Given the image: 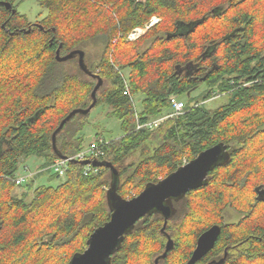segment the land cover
I'll use <instances>...</instances> for the list:
<instances>
[{
    "label": "trees",
    "instance_id": "1",
    "mask_svg": "<svg viewBox=\"0 0 264 264\" xmlns=\"http://www.w3.org/2000/svg\"><path fill=\"white\" fill-rule=\"evenodd\" d=\"M34 1L47 12L37 23L0 5V264H70L110 221L115 183L117 195L131 199L217 144L228 147L230 159L202 188L170 201L165 231L159 212L138 221L111 264H187L197 239L214 225L222 227L214 252L229 245V258L241 251V261L250 263L253 253L264 264V0ZM153 17L158 24L128 39ZM59 49L62 57L83 51L92 75L79 55L59 62ZM97 76L103 84L94 108L112 107L123 132L98 160L118 175L104 166L85 175L83 162L72 161L64 181L33 188L27 200L30 192L18 190L25 184L14 181L23 161L41 159L42 174L85 148L91 112L71 117L56 149L53 135L73 111L93 104ZM226 94L224 106H205ZM172 97L185 103L184 114L136 129L137 114L141 122L168 115ZM228 209L239 222L226 224ZM252 222L259 226L253 238ZM169 238L174 247L163 258Z\"/></svg>",
    "mask_w": 264,
    "mask_h": 264
},
{
    "label": "water",
    "instance_id": "2",
    "mask_svg": "<svg viewBox=\"0 0 264 264\" xmlns=\"http://www.w3.org/2000/svg\"><path fill=\"white\" fill-rule=\"evenodd\" d=\"M0 5L12 11L13 14L17 12V9H15L9 1L0 0ZM26 33L29 34L30 30ZM75 55H79L81 69L88 75H92L85 66V53L83 51H75L68 56L62 57L59 49L57 51V60L59 62H64L73 58ZM97 77L99 82L92 93L93 104L87 110L73 111L61 123L60 127L53 135L55 149L57 133L71 117L77 113H82L84 115L89 114L95 107L97 102V91L103 84V80L100 79L99 76ZM228 151V147L224 144H217L208 148L194 160L184 164L177 171L168 175L160 182L147 186L138 196L131 199L123 200L119 197L117 195V185L115 183L109 190V199L112 208L110 221L98 228L90 236L87 249L83 253L75 255L70 264H111L112 257L119 250L125 236L135 228L138 221L153 212H159L164 216L165 224L162 231H165L168 219L172 216L173 212L170 201L186 196L190 191L198 190L206 185L211 171L230 159ZM82 162L84 165L92 164L96 167L104 166L112 170L114 175H118V171L111 163H103L99 160H85ZM221 231V227L216 225L201 234L198 238L196 249L188 264H195L210 252L215 247ZM173 247L174 241L169 238L165 253L162 257L166 258ZM222 263L223 260L219 261L217 264ZM156 264H159V259L156 260Z\"/></svg>",
    "mask_w": 264,
    "mask_h": 264
},
{
    "label": "rangeland",
    "instance_id": "3",
    "mask_svg": "<svg viewBox=\"0 0 264 264\" xmlns=\"http://www.w3.org/2000/svg\"><path fill=\"white\" fill-rule=\"evenodd\" d=\"M9 1V0H4ZM14 4L18 6L17 10L26 15L29 18V21L37 23L42 18H44L47 14L45 10H43L40 5L34 0H13ZM147 30H145V33ZM144 33V34H145ZM142 34L140 37H142ZM139 37V38H140ZM137 38V39H139ZM133 40V41H137ZM131 41V40H130ZM205 86L200 87L193 93V97L198 96L200 92L205 90ZM138 101L140 102L143 99V96H138ZM230 99V95H215L213 99L206 101L205 106L210 110H216L217 108L224 106L228 103ZM140 107V105H138ZM112 107L108 105H99L98 107L94 108L90 114V122L84 129L83 135L85 136V148H88L89 145L98 137L103 136L106 140L111 141L117 139L122 136L123 132L121 129V122L116 119L115 117L110 116L109 114L112 112ZM172 113L170 110L169 115ZM43 162L41 159L31 157L26 159L22 162L19 172L17 176H25L28 172H31L33 175H37L36 179L33 181L31 186L19 187V191H28L30 195L28 196L27 200H31L32 190L35 187L46 185V186H57L64 178H53L55 174L53 171H44V173L39 174L41 172L40 166ZM39 174V175H38ZM226 219L229 222H233L240 218V215L234 212L231 209H228L226 212Z\"/></svg>",
    "mask_w": 264,
    "mask_h": 264
},
{
    "label": "built area",
    "instance_id": "4",
    "mask_svg": "<svg viewBox=\"0 0 264 264\" xmlns=\"http://www.w3.org/2000/svg\"><path fill=\"white\" fill-rule=\"evenodd\" d=\"M160 19L158 17H153L151 21L144 27V28H136L134 29L128 36V39L133 41L139 38L142 34L145 33V30H148L158 24ZM119 70V69H118ZM121 72V71H120ZM121 74H123L121 72ZM125 79V78H124ZM125 93L131 99L134 107L137 109L136 100L132 97L131 90L128 86V83L125 79ZM171 110L172 113L169 115L160 116L157 118L148 119L147 121L141 122L138 118L137 114V130L141 129H155L157 128L161 122L169 117L179 116L185 113V103L178 99L177 97L171 98ZM109 141L106 140L103 136L98 137L95 139L88 148H84L81 152L74 156H67L66 158H59L51 165L50 170L53 171L58 177L65 178L67 176L70 163L72 161H85V160H98V157L102 154V148L106 145ZM101 172L100 167H96L92 164L85 165L84 173L85 175L89 174H99ZM34 175L31 172H28L25 176H16L14 179L15 183L18 185L25 184L29 178L33 177Z\"/></svg>",
    "mask_w": 264,
    "mask_h": 264
},
{
    "label": "flooded vegetation",
    "instance_id": "5",
    "mask_svg": "<svg viewBox=\"0 0 264 264\" xmlns=\"http://www.w3.org/2000/svg\"><path fill=\"white\" fill-rule=\"evenodd\" d=\"M1 1H4V0H1ZM227 218V217H226ZM239 220H240V218L238 219L237 218V220H235V221H231V222H229V221H227V219H226V224H234V223H237V222H239ZM214 226H216V225H214ZM217 226H219V225H217ZM213 227V226H212ZM221 227V226H220ZM257 227H259L257 224H256V222H252L251 224H250V232H251V237L253 238V237H255L256 235H255V233H256V229H257ZM210 229V228H209ZM208 229V230H209ZM221 229H222V227H221ZM207 231V230H206ZM222 232V231H221ZM204 233V232H203ZM202 233V234H203ZM221 235V234H220ZM220 237V236H219ZM197 241H198V239H197ZM197 241H196V244H195V247H194V249L192 250V252H191V255H190V257H189V260L191 259V257H192V255H193V253H194V251H195V249H196V246H197ZM217 244V243H216ZM216 246V245H215ZM215 248V247H214ZM214 248L210 251V252H208L200 261H198V262H196L195 264H217L219 261H221V260H223V263L222 264H224L225 263V261H227V259H234L235 260V264H258L256 261H255V259L253 258L254 257V254L252 253L251 255H250V258H251V260H250V263H245V262H242L241 260H242V258L240 257V256H242V254L243 253H241V251L240 252H238V253H235L234 254V256L231 258H229V248H230V246L228 245L225 249H222V253L220 254V250H221V248H219L216 252H214ZM255 250H256V247L254 246V247H252V249H251V251H253V252H255ZM214 252V253H213ZM189 260H188V262H189ZM188 262H187V264H188Z\"/></svg>",
    "mask_w": 264,
    "mask_h": 264
},
{
    "label": "crops",
    "instance_id": "6",
    "mask_svg": "<svg viewBox=\"0 0 264 264\" xmlns=\"http://www.w3.org/2000/svg\"><path fill=\"white\" fill-rule=\"evenodd\" d=\"M41 163H43V162H41Z\"/></svg>",
    "mask_w": 264,
    "mask_h": 264
}]
</instances>
